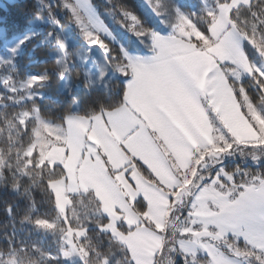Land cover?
Masks as SVG:
<instances>
[{"label": "snow or ice", "instance_id": "obj_1", "mask_svg": "<svg viewBox=\"0 0 264 264\" xmlns=\"http://www.w3.org/2000/svg\"><path fill=\"white\" fill-rule=\"evenodd\" d=\"M143 3L155 24L107 0L127 46L91 0L0 15V36L25 29L0 44V264H264V0ZM53 81L84 89L57 119ZM99 89L109 102L81 114Z\"/></svg>", "mask_w": 264, "mask_h": 264}, {"label": "trees", "instance_id": "obj_2", "mask_svg": "<svg viewBox=\"0 0 264 264\" xmlns=\"http://www.w3.org/2000/svg\"><path fill=\"white\" fill-rule=\"evenodd\" d=\"M34 3L35 0H19L16 1L14 3H8L6 4L5 7H0V15L3 16H7V15H19L20 18L23 20L27 17L30 16V12L28 11L27 8L21 7V5H26L28 3ZM91 2L95 5L96 9L101 10V12L106 16L107 20L112 19L111 17L107 16L104 13V10L106 7H108L107 5V0H91ZM122 2L129 4L130 6H133L138 12L139 14H141L142 16L146 17L148 19V22L150 24H154L153 22V17L150 16L141 6L139 0H122ZM181 3L185 4V5H190L193 3V0H181ZM100 12V13H101ZM113 20V19H112ZM105 24L107 25V21H104ZM64 23H67V21H64ZM50 27L49 25H47V28ZM24 27L23 26H19L15 31H23ZM13 31V32H15ZM127 32V31H126ZM130 36L131 34L128 33ZM109 42H111L110 39H108L107 37H105ZM133 39V38H132ZM135 41V39H133ZM35 42V41H33ZM2 40L0 39V44H2ZM31 43V42H30ZM116 46H118L116 44ZM30 44L26 45L23 49V52L21 54V56L19 57V61L21 62V64H27V61L29 59H31V55H30ZM48 50V49H46ZM50 63L47 65L48 67H52L54 66V60L51 59V57H49ZM29 69L31 71H36V67L29 65ZM82 71V69H78V72ZM77 73H73L74 77L76 76ZM73 94H66L60 87V85L58 84V82L53 81L50 84V87L48 89V93L47 95L49 96L50 99H52L55 103H51L49 104L47 107L50 109L49 114L51 115V117L53 119H57L60 115V113L68 108H71L74 104V102L76 100H81V96L84 95V89L82 86H77V82L73 81ZM118 88V85L114 86V90ZM108 99L106 96H104L103 94V89H99L96 92L90 94L87 98H84L82 100V113L87 112L91 109H93L94 107H96L97 105L100 104H105L108 103ZM225 163L229 166H235V164H243V158L242 157H229L226 158ZM251 171H256L255 169H252ZM238 179H240L238 177ZM246 179V178H244ZM12 197L8 194V193H3L0 192V220L3 219V201L11 199ZM39 198V197H38ZM27 235V233L25 234ZM33 239H39L37 236H35L33 234L32 236ZM115 251V248H114ZM117 255V259H121V254L119 252L116 253ZM165 264H167V260L164 262ZM121 264H123V261L121 259Z\"/></svg>", "mask_w": 264, "mask_h": 264}, {"label": "rangeland", "instance_id": "obj_3", "mask_svg": "<svg viewBox=\"0 0 264 264\" xmlns=\"http://www.w3.org/2000/svg\"><path fill=\"white\" fill-rule=\"evenodd\" d=\"M142 8L150 15L151 12L148 9V7L143 3V0H139ZM99 12H101V10L98 9ZM102 14V18L104 19V21H107V26L111 29L113 35H115L116 37H118V35L120 34V32L126 36V40L124 41L122 39V37H118L119 40H117L119 42V44H123L125 46L128 45L127 42H130V40L134 41L133 39H135L134 37L130 36L128 33L126 32V30L122 29L121 27H119V25H117L114 20L110 19L107 20L106 16L101 12ZM58 18L64 22L66 21V17L64 16V14L62 12H58L57 13ZM153 22L155 24V19L153 17ZM45 28H47V25H45ZM24 31H15V32H9L5 35L0 36V39L2 40V44L3 45H9V46H14L15 43L21 39L24 35ZM68 37H69V44L74 47V48H78L81 46L87 47V45L85 44L82 35L79 33V29H77L74 25L70 26L69 28L66 29V33H65ZM133 38V39H132ZM103 63V52L99 47H96L92 50L90 58L88 60V65H87V70L89 72H92L94 74H98V65ZM62 89V87H61ZM63 90V89H62ZM64 91V90H63ZM167 259L165 258L164 261H162V264H165L164 262Z\"/></svg>", "mask_w": 264, "mask_h": 264}, {"label": "crops", "instance_id": "obj_4", "mask_svg": "<svg viewBox=\"0 0 264 264\" xmlns=\"http://www.w3.org/2000/svg\"><path fill=\"white\" fill-rule=\"evenodd\" d=\"M16 1H19V0H0V7H5L6 6V4H8V3H14V2H16ZM111 30V29H110ZM112 32V31H111ZM108 39H110L111 41H112V37H115V40H116V44L119 46V42L117 41V40H119V38L118 37H122V39L125 41L127 38H126V36L125 35H123L121 32H120V34L118 35V37H116L115 35H113V33H112V36L111 37H109V36H106ZM128 44H129V42H127Z\"/></svg>", "mask_w": 264, "mask_h": 264}]
</instances>
